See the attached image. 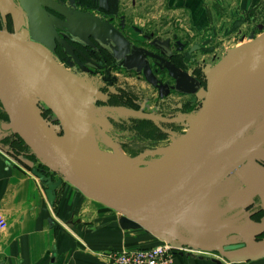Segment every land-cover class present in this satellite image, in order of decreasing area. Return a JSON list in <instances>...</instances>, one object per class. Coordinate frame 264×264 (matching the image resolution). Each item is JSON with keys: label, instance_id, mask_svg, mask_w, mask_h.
Listing matches in <instances>:
<instances>
[{"label": "rangeland", "instance_id": "obj_1", "mask_svg": "<svg viewBox=\"0 0 264 264\" xmlns=\"http://www.w3.org/2000/svg\"><path fill=\"white\" fill-rule=\"evenodd\" d=\"M16 1L30 14L38 13L31 0ZM51 1L64 6L71 12L83 10L74 0ZM126 1L131 2V0ZM204 1L209 22L205 28L197 30L190 19L191 13L185 7L172 8L168 5V0H132L131 3H135L138 10H133L134 6L131 9L122 6L121 8H127L126 12L125 10L123 12L131 15L113 16L116 20L118 19L114 22L120 31L125 35L129 33L128 38L132 44L128 48L114 49L115 52L109 41L104 39L105 36L97 35L95 38L86 29H75V27L68 29L62 25L61 20L65 17L48 6H44L46 14L29 16L26 37L47 49L63 67L99 92V94H92L82 87L78 89L89 106L94 104L97 110H106L101 119L93 118L92 120L95 121L87 125L97 138L99 150L104 153H113L112 145H117L122 158H129L147 150L169 147L188 129L189 122L182 118L190 119L202 105L207 77L212 68L228 50L251 42L264 32V0H260V3L249 8H242L239 0ZM134 13L141 16H132ZM135 18L140 20L134 22ZM133 23H136L137 28L144 30L143 35L130 29ZM96 24L98 26L97 22ZM85 25V27L90 26V23ZM24 26L25 16L12 5V1L0 0V29L13 32L17 27L21 31ZM139 47L155 51L169 61V65L150 58L139 50ZM124 55L131 56L130 61L126 60ZM139 56L141 60L137 59ZM142 60L147 62L145 69L140 66V63L143 64ZM31 92L51 128L57 134L63 135L58 110L36 92L33 90ZM89 110L91 113V109ZM134 111L148 112L166 119H178V121L144 120L134 116ZM5 113L0 102V147L12 154V158L16 159L18 165L27 167L31 173L35 169L48 188L56 186L64 194L67 189L79 192L80 215L77 218H82V210L91 215L94 214V222L91 226L96 230L109 225L110 223L107 224L106 221L111 220L118 228L116 233L114 231L111 235L113 237L122 235L131 243L143 242V245H155L162 240L174 241L170 237L158 236L147 231L123 213L84 195L66 179L59 169L37 157L12 129L6 127L9 120ZM254 113L253 119L249 120L242 130L230 134L228 139L230 150L252 133L264 132V107ZM82 136L86 137L84 134ZM261 148H264V142ZM156 158L157 156H147L128 165L141 170ZM226 162L227 175L220 183H214L210 187L217 189L219 196L215 193L199 199L200 201L198 200L193 206V210L179 224L177 229L179 233L183 234L187 228L198 230L207 227L204 233L208 237V233L214 234L217 226L225 229L230 225L241 223L237 221L238 213L234 214L235 218L227 213L224 219L214 218V213L210 215L212 206L221 194L232 195L236 190L241 191L240 202L244 200L245 203L248 202L249 194H254L255 190L250 178L259 177L264 181V156L255 151L242 159L228 158ZM255 162L257 167H254ZM68 199H70L69 196L66 200ZM235 200L237 201V197ZM248 206L240 207V216L248 212L250 207ZM66 212L69 210L66 209ZM237 235L236 232L231 231L224 245H235L240 240ZM218 237V234L217 237L213 236L212 241L218 240ZM109 253L110 251L106 254Z\"/></svg>", "mask_w": 264, "mask_h": 264}, {"label": "water", "instance_id": "obj_2", "mask_svg": "<svg viewBox=\"0 0 264 264\" xmlns=\"http://www.w3.org/2000/svg\"><path fill=\"white\" fill-rule=\"evenodd\" d=\"M31 2L40 15L46 14L44 6H48L64 16L65 19L61 20V23L69 29L87 22H81L79 12H71L51 0ZM16 6L25 16V26L21 31L15 29L13 32L0 29V102L9 120L6 127L18 134L37 157L59 169L84 195L123 213L155 235L170 237L181 244L212 251L235 247L224 245L227 235L234 231L247 246L257 248L238 227L225 228L213 244H205L185 236L177 229L191 207L201 198L204 190L227 165L225 155L221 150L214 148L213 141L225 128V116L236 96L264 91V32L253 41L228 50L212 68L207 77L202 105L190 119L182 118L189 122V126L178 140L167 148L147 150L115 162L126 164L147 156H157L156 160L138 172L113 185H106L104 178L82 165L76 151L60 142L61 135L57 134L44 118L14 50L29 51L51 74L61 107L60 118L64 133L69 128H75L69 89L74 95L79 87L92 94L99 92L63 67L47 49L26 37L30 12L26 8ZM97 23L96 31H111L124 37L110 23ZM140 50L152 58L165 61L159 54L146 48ZM133 115L162 122L178 121L143 111H134ZM263 142L264 132H254L230 150L228 158L242 159L259 150ZM33 172L38 174L35 169ZM123 185L128 187L127 191L133 189L134 185L139 188L137 193L129 198L126 190H118V187Z\"/></svg>", "mask_w": 264, "mask_h": 264}, {"label": "crops", "instance_id": "obj_3", "mask_svg": "<svg viewBox=\"0 0 264 264\" xmlns=\"http://www.w3.org/2000/svg\"><path fill=\"white\" fill-rule=\"evenodd\" d=\"M11 1L12 5L17 8L13 0ZM74 1L80 8H83L79 12L81 22L87 21L79 23L75 29H86L95 38L97 35L105 36L104 39L109 41L113 51L114 49L128 48L132 44L128 39L129 33L125 36L114 22L118 19L113 17L131 15L125 13L127 8H121L122 6H127L130 9L134 6L133 10H138L135 3H131L132 0L130 3L126 0ZM168 1V5L172 8L175 6L185 7L191 13L190 19L195 29L201 30L207 26L209 16L204 0H198V2L197 0L196 2L194 0ZM239 3L242 8H249L260 3V0H239ZM90 10L93 12L90 13ZM33 13L28 16H41L36 12ZM132 16H141V14L134 13ZM136 20H140V18H135L134 22ZM97 21L110 23L124 37L111 31H96ZM87 23H90V26L85 27ZM130 29L140 35L144 33V30L136 27V23H133ZM124 57L129 60L131 56L124 55ZM139 58L141 60L140 56L137 57L138 60ZM144 61L142 60L143 64L140 63L143 69L147 65V62ZM162 63L169 65L167 60ZM257 151L258 154L264 156V148L260 147ZM256 163H254V167H257ZM227 166L204 190L200 200L208 197L209 194L216 193V196H219V191L210 187L223 180L227 175ZM250 180L255 190L254 194H249L248 202L245 203V200L240 202L241 191L239 190H236L232 195L221 194L218 201H215L212 206L210 215L214 213V218L220 220L224 219L226 213L233 217L235 213H238L237 221H241V223L230 225V227L242 229L249 241L257 248L247 246L239 235L237 236L240 240L232 249L224 248L212 251L201 250L175 241L177 245L192 248L193 251L177 250L173 264H264V247H261L264 246V213L260 214L262 210L264 211V181L259 177L250 178ZM59 189L58 187L53 188V186L48 188L41 176L34 172L31 173L27 167L15 163L8 152L0 147V211L5 214L8 222L7 229L0 233V264H111L110 253L113 250L148 246L143 245V242L126 241L122 235L113 237L111 233L114 231L116 233L118 228L111 220L106 221L107 224L110 223L109 225L99 230L92 229L91 223L94 222V214L91 215L82 210V218H77L80 215L78 207L81 196L79 192L67 189L64 194ZM68 196L70 199L67 201ZM229 196L230 198H228ZM242 205L250 207L248 206V212L240 216ZM193 206L185 217L193 210ZM66 209L70 213L66 212ZM207 213L206 215H208ZM206 228L198 230L187 228L183 231V235L205 244H213L217 240L212 241V237H217V234L220 235L224 229L220 226L215 227L214 234L208 233V237L210 236L208 238L204 233ZM109 251L110 253L107 255L106 253Z\"/></svg>", "mask_w": 264, "mask_h": 264}, {"label": "bare ground", "instance_id": "obj_4", "mask_svg": "<svg viewBox=\"0 0 264 264\" xmlns=\"http://www.w3.org/2000/svg\"><path fill=\"white\" fill-rule=\"evenodd\" d=\"M14 52L23 68L29 87L43 97L49 105L56 108L60 115L61 107L51 79V74L45 70L39 60L29 51L15 49ZM69 97L75 118V128H69L60 136V142L63 146L76 151L81 158L82 165L95 175L104 178L106 185H113L119 180L138 172L139 170L136 167L128 164L136 163L142 159L126 164H115V162L125 159L122 158V154L117 145H112L113 153H104L99 150L96 142L97 138L88 126L95 121L92 120L93 118L101 119L106 110H97L94 104L89 106L86 99L81 96L79 91L74 95L69 89ZM263 107L264 91H255L246 93L243 96H236L232 107L225 116V128L213 141L214 148L221 150L225 158L228 159L230 152L228 148V139L230 134L238 133V131L242 130L247 122L253 119L254 112L261 110ZM89 109H91V113ZM83 134L86 135V137H83ZM122 165L128 166L125 167ZM134 186L135 187L133 189L131 188L130 191H127L128 187L124 185L119 186L118 190H126L127 196L132 198L139 188L137 185Z\"/></svg>", "mask_w": 264, "mask_h": 264}, {"label": "built area", "instance_id": "obj_5", "mask_svg": "<svg viewBox=\"0 0 264 264\" xmlns=\"http://www.w3.org/2000/svg\"><path fill=\"white\" fill-rule=\"evenodd\" d=\"M11 159L12 154L8 153ZM8 225L5 214L0 211V233H2ZM185 249L193 251L192 248L177 245L172 240H162L155 245L141 246L135 248H123L113 250L110 253L111 264H173L174 256L177 250Z\"/></svg>", "mask_w": 264, "mask_h": 264}, {"label": "flooded vegetation", "instance_id": "obj_6", "mask_svg": "<svg viewBox=\"0 0 264 264\" xmlns=\"http://www.w3.org/2000/svg\"><path fill=\"white\" fill-rule=\"evenodd\" d=\"M17 2V1H16ZM16 5H19L18 3L16 4ZM22 8V7H21ZM27 10V9H26ZM24 15V14H23ZM28 19H29V16H28ZM29 28V27H28ZM69 29V28H68ZM125 35V34H124ZM126 36V35H125ZM129 39V38H128ZM140 48H145V47H139V50H140ZM147 49V48H146ZM148 50H150V49H148ZM142 51V50H141ZM150 51H152V52H155V51H153V50H150ZM144 52V51H143ZM145 53V52H144ZM158 54V53H157ZM161 56V55H160ZM150 57V56H149ZM162 57V56H161ZM150 58H152V57H150ZM153 59H155L156 61L158 60V59H156V58H153ZM165 59V58H164ZM159 62H161L160 60H158Z\"/></svg>", "mask_w": 264, "mask_h": 264}, {"label": "trees", "instance_id": "obj_7", "mask_svg": "<svg viewBox=\"0 0 264 264\" xmlns=\"http://www.w3.org/2000/svg\"><path fill=\"white\" fill-rule=\"evenodd\" d=\"M13 2L15 3V4H17L16 3V0H13ZM174 59V58H173ZM176 60V59H175ZM174 61V60H173ZM178 62V61H177ZM179 64V63H178ZM6 114V113H5ZM7 115V114H6ZM7 118H8V116H7ZM144 120H146V119H144ZM18 137H19V139L26 145V143L22 140V138L18 135V134H16ZM27 146V145H26ZM28 147V146H27ZM264 213V211H261V213L260 214H263Z\"/></svg>", "mask_w": 264, "mask_h": 264}]
</instances>
